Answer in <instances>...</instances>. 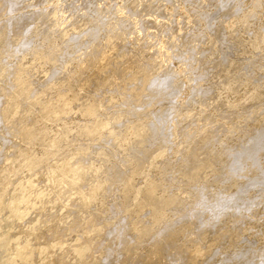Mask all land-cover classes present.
I'll list each match as a JSON object with an SVG mask.
<instances>
[{
	"label": "bare ground",
	"instance_id": "obj_1",
	"mask_svg": "<svg viewBox=\"0 0 264 264\" xmlns=\"http://www.w3.org/2000/svg\"><path fill=\"white\" fill-rule=\"evenodd\" d=\"M264 0H0V264H264Z\"/></svg>",
	"mask_w": 264,
	"mask_h": 264
},
{
	"label": "rangeland",
	"instance_id": "obj_2",
	"mask_svg": "<svg viewBox=\"0 0 264 264\" xmlns=\"http://www.w3.org/2000/svg\"><path fill=\"white\" fill-rule=\"evenodd\" d=\"M258 227H259V229L263 230V233H264V227H260L259 225H258Z\"/></svg>",
	"mask_w": 264,
	"mask_h": 264
}]
</instances>
